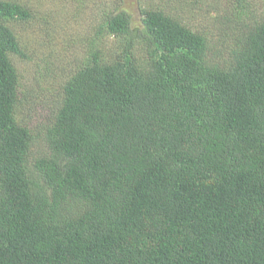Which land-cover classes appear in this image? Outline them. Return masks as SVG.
<instances>
[{
  "label": "trees",
  "instance_id": "trees-1",
  "mask_svg": "<svg viewBox=\"0 0 264 264\" xmlns=\"http://www.w3.org/2000/svg\"><path fill=\"white\" fill-rule=\"evenodd\" d=\"M183 1L213 30L122 0L44 63L31 119V13L0 0V264H264V0Z\"/></svg>",
  "mask_w": 264,
  "mask_h": 264
},
{
  "label": "rangeland",
  "instance_id": "rangeland-1",
  "mask_svg": "<svg viewBox=\"0 0 264 264\" xmlns=\"http://www.w3.org/2000/svg\"><path fill=\"white\" fill-rule=\"evenodd\" d=\"M25 5L31 18L28 20H13L9 26L13 32L19 36L22 53L26 59L20 55L13 57L16 66L22 72L19 78L20 86L32 92L34 98L40 100L37 109L29 110L24 107V112L35 119L43 108L44 100L40 94L34 90L35 86H47L46 80H37L39 73L42 72L45 62L60 60L66 52L76 55L78 52L77 44L70 49V41L80 39L86 41V35L95 20H99L107 9L119 6L122 0H85L83 5L76 4V0H10ZM152 2L158 6H176L178 9H189L192 20L189 25H194L198 30H213L214 22L209 13H203L195 8L196 4L187 5L183 0L178 4V0H123L124 6L130 9L131 16L138 18L137 4L143 5L144 2ZM222 4V1H221ZM186 11H184L185 13ZM87 28V29H86ZM74 50L76 52L72 53ZM62 59V60H61ZM63 66V63H62ZM29 86V87H28ZM41 90V89H40ZM43 96L48 97L49 91L41 90ZM26 106V105H25Z\"/></svg>",
  "mask_w": 264,
  "mask_h": 264
}]
</instances>
